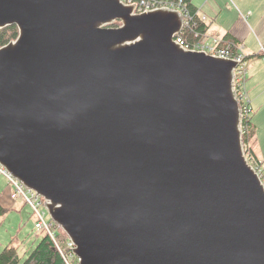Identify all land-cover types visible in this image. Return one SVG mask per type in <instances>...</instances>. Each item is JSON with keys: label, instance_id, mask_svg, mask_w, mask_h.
I'll list each match as a JSON object with an SVG mask.
<instances>
[{"label": "water", "instance_id": "water-1", "mask_svg": "<svg viewBox=\"0 0 264 264\" xmlns=\"http://www.w3.org/2000/svg\"><path fill=\"white\" fill-rule=\"evenodd\" d=\"M0 0V163L79 264H264L239 61L183 47L179 9ZM120 21L119 26H113Z\"/></svg>", "mask_w": 264, "mask_h": 264}, {"label": "rangeland", "instance_id": "rangeland-1", "mask_svg": "<svg viewBox=\"0 0 264 264\" xmlns=\"http://www.w3.org/2000/svg\"><path fill=\"white\" fill-rule=\"evenodd\" d=\"M193 1L199 7V12L212 21L208 34L212 36L215 33L220 38L228 31L238 34L243 42L241 50L256 56L249 63L245 86L256 126L260 167L264 172V62L257 56L264 53V0ZM0 176V180H4L5 177ZM25 204L27 205L13 208L0 218V251L12 243L18 248L20 255L26 257L36 245L35 232L39 229L34 230V210L30 204ZM44 211L46 219L50 220L46 207Z\"/></svg>", "mask_w": 264, "mask_h": 264}, {"label": "trees", "instance_id": "trees-1", "mask_svg": "<svg viewBox=\"0 0 264 264\" xmlns=\"http://www.w3.org/2000/svg\"><path fill=\"white\" fill-rule=\"evenodd\" d=\"M139 1V0H134ZM159 4H166L168 6L178 8L180 11L187 12L189 16L196 19L199 7L194 3L193 0H150ZM121 24L120 21L114 22L113 26H119ZM19 36V28L16 25H10L3 29H0V47L8 44L10 41L17 39ZM181 36L184 40L192 45L198 41H200L199 36H196L194 29L191 27H186L184 31L181 33ZM243 44L242 40L234 36L231 32H227L219 43L220 46L224 48H228L232 53L237 54L239 52L240 46ZM262 60L261 53L257 55ZM250 56H245V62L247 67H249ZM243 129V142L246 153H248L252 158L261 164V160L257 157V138H256V126L252 119V114H245L243 117L242 123ZM262 178L264 180V173L262 174ZM3 201L6 200L3 196H1ZM6 198L10 199L8 205H4L0 201V218L5 216L7 212L16 208L14 205L17 199L12 198V188L9 184V191ZM21 200V199H19ZM22 201V200H21ZM17 202V201H16ZM23 205H27L22 201ZM35 219V218H34ZM1 220V219H0ZM55 239L52 236L45 232L44 230H37L36 233V245L30 251L26 257L20 255L19 250L12 243L6 245L0 251V264H68L66 258L68 260L73 261L75 264H78V258L73 256L72 249L68 246L69 237L68 235L60 228L56 223ZM36 226L34 224V230ZM37 229V228H36Z\"/></svg>", "mask_w": 264, "mask_h": 264}, {"label": "built area", "instance_id": "built-area-1", "mask_svg": "<svg viewBox=\"0 0 264 264\" xmlns=\"http://www.w3.org/2000/svg\"><path fill=\"white\" fill-rule=\"evenodd\" d=\"M126 4H133L135 5V12L142 13V12H148L151 10L159 9V8H174L171 6H168L166 4H159L154 1L150 0H122ZM183 15L185 16V25L183 30L178 33L175 37V40L180 43L183 47L193 50H200V51H206L209 54H213L220 57L225 58H232L234 60L239 61V66L235 70V79H234V85L235 90L237 93V96L239 98V101L241 103V109H242V123H243V117L247 113H251V103L247 101L248 94L246 91V74H247V64L245 62V56L246 54L241 50V46L239 48V52L237 54H234L232 56V53L228 48H224L219 45L221 38L218 36L210 35L207 33V28L211 21H209L208 17L206 15H202L199 11L197 14L196 19L189 16L187 12H183ZM186 27H191L194 29L196 36H199L200 41L190 45L188 44L184 38L181 36V33L184 31ZM212 41V42H211ZM262 55V61L264 62V53H261ZM242 126V125H241ZM242 128V127H241ZM243 131V129H242ZM247 158L249 162L253 165V167L257 170V172L262 176L263 170L260 167V164L255 160V158H252L248 153H246ZM0 175H3L8 183L10 184L12 188V198L15 199H21L25 203L30 204L33 207L34 214H35V226L39 230H44L45 232L49 233L53 239H55L56 232H55V222L50 219L47 220L45 215L44 208L46 207V200L44 197H42L38 192L35 190L26 187L19 179L14 177L6 167H4L0 163ZM68 246L72 249V255H74V243L69 239ZM66 261L68 264H75L73 261L68 260L66 258ZM79 264V260H78Z\"/></svg>", "mask_w": 264, "mask_h": 264}, {"label": "crops", "instance_id": "crops-1", "mask_svg": "<svg viewBox=\"0 0 264 264\" xmlns=\"http://www.w3.org/2000/svg\"><path fill=\"white\" fill-rule=\"evenodd\" d=\"M210 0H208L207 2H209ZM206 2V3H207ZM211 23H212V21H211ZM211 23L209 24V26H208V32H209V30H210V26H211ZM228 32H231V31H228ZM234 36H236L237 38H239L240 39V35H238V34H235V33H233V32H231ZM212 35H216V36H219L218 34H215V33H212ZM225 35V34H224ZM222 38V37H221ZM246 54V53H245ZM247 56H250V60H249V63L251 62V59L254 57H256L255 56V54H246ZM261 151V150H260ZM257 157L261 160V157H259V153H258V149H257ZM0 178H1V176H0ZM8 191H9V183H8V181H7V179L6 178H4V180H0V201H1V199H2V197L1 196H3L6 200H4L3 201V199H2V203L4 204V205H8L9 204V201H11L10 199H8V198H6L5 196H7V194H8ZM17 201V202H16ZM15 201V203H14V205H16V207H18L19 205L21 206V204H20V202H22L21 200H19V199H17Z\"/></svg>", "mask_w": 264, "mask_h": 264}]
</instances>
